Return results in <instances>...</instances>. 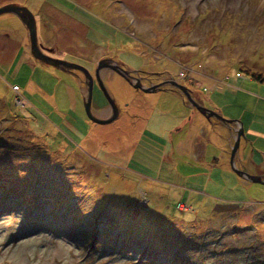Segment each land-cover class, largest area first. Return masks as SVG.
Segmentation results:
<instances>
[{"label": "rangeland", "instance_id": "374dc122", "mask_svg": "<svg viewBox=\"0 0 264 264\" xmlns=\"http://www.w3.org/2000/svg\"><path fill=\"white\" fill-rule=\"evenodd\" d=\"M31 1L0 6L29 7L51 56L89 71L112 56L145 71L143 85L175 80L209 109L230 106L243 131L247 117L264 130V82L238 72L264 80V0ZM25 28L0 14V264H264V185L229 165L236 123L106 71L121 112L94 124L81 75L33 59ZM232 85L233 104L212 91ZM107 106L96 85L92 115ZM247 134L235 167L264 175V141Z\"/></svg>", "mask_w": 264, "mask_h": 264}, {"label": "water", "instance_id": "95a60500", "mask_svg": "<svg viewBox=\"0 0 264 264\" xmlns=\"http://www.w3.org/2000/svg\"><path fill=\"white\" fill-rule=\"evenodd\" d=\"M3 13H12L14 14L20 21L21 23L24 24V26L27 29V36H28V41H29V51L31 56L35 59L38 60L41 63H44L46 65H50L56 69L69 72L72 74H76L77 72L82 73L84 76V85L86 88V93L82 95V101H83V106L85 110L86 116L90 119L91 122L97 123V124H107L118 117V106L115 103L114 99L109 95L107 92L103 80L100 75V71L103 68H110L113 71H115L119 76L123 77L129 85H131L134 89L141 90L142 92L145 93H153L158 90V88L161 85H170L172 88L179 90L182 94L184 99L186 98L188 104L190 107L195 108L198 110L203 116H205L207 119L210 118H215L218 121L224 123L228 127L230 126V123H236L238 124V128L233 129L235 132L234 136V145L231 148V153L229 156V165L232 168V170L235 172L237 176L240 178L253 182V183H259L264 185V175H252L246 172L245 170H241L236 168L235 166V155L239 147V141L241 137H244V131L242 124L237 123L239 121L237 120H231V119H226L222 117L219 113L216 111L209 109L205 106H203L201 103L195 100V98L192 96L191 90L178 83L175 80H168V81H163L160 84H152L149 86H144L140 83L138 78H134L130 75L129 70H125L121 67L118 66V64L110 59H101L97 62L96 67H95V78L98 84V87L104 94L106 100L108 101L109 106L112 109V114L108 116L107 118H97L92 115L91 113V101H92V90H93V75L91 72L84 66L66 61L63 59H58L53 56H50L42 51L38 44V37H37V24H36V19L34 14L31 12V10L22 4L19 3H6L0 6V14Z\"/></svg>", "mask_w": 264, "mask_h": 264}, {"label": "crops", "instance_id": "0c3cea01", "mask_svg": "<svg viewBox=\"0 0 264 264\" xmlns=\"http://www.w3.org/2000/svg\"><path fill=\"white\" fill-rule=\"evenodd\" d=\"M234 85H232V86H230V87H225L224 88V90H221V91H217V90H215V89H213L212 91H216L217 92V94H219L220 96H221V98L223 97V98H225V100H226V102L228 101V100H230V104H233L234 103V100H236L235 98L237 97V95H234V91H232V89L234 88L233 87ZM67 93H68V95H69V97H70V99H71V97H73V98H75V94L76 93H74V91L72 90V91H67ZM182 97V99H183V101H184V97H183V95L181 96ZM74 106H75V103H74V105H73V108H74ZM223 107H225V108H223L222 110H216L217 108H215L214 110L215 111H218V113L221 115V116H224V117H228L227 119H230L231 117H233V116H231V115H229L228 114V111L229 110H227V108H229L230 106H227V108H226V105H223ZM256 111H254V113L253 114H248V112H245V114L244 115H256ZM164 114V116L166 115L165 113H163ZM237 115V114H236ZM240 115V114H239ZM236 116V117H242V116ZM232 120H236V118H231ZM137 120V119H136ZM146 121H147V119L146 118H140V122H139V124L140 125H143V124H145L146 123ZM237 121H239L238 119H237ZM136 122V121H135ZM134 122V123H135ZM237 123H239L240 124V122H237ZM243 124H244V121H243ZM255 124H258V125H260V122L258 121V119H251L250 117H247L246 118V125L244 126V132L247 134V133H249V135H252V136H254L255 138H256V140L253 142V143H259L260 144V142L261 141H264V130H260V129H258V128H256L255 126ZM237 126H236V128L238 127V124H236ZM224 128H227V127H224ZM234 128V127H233ZM230 130V129H229ZM231 131V130H230ZM140 132H141V134L142 133H146L145 132V130H143V128H141L140 129ZM149 133V132H148ZM233 132L231 131V136H234L233 134H232ZM149 134H151V135H154V136H157V135H155V134H153V133H149ZM248 135V134H247ZM159 136H157V138H158ZM156 138V137H155ZM152 139V138H151ZM229 143V142H228ZM255 146L256 147H259V146H257L256 144H255ZM262 147L264 146L263 144L261 145ZM165 148V147H164ZM168 150V152L166 153V151H164L166 154H169L170 153V149H171V147L170 146H168L167 148H165V150ZM172 150V149H171ZM172 152V151H171ZM254 156H258L257 158L259 159L257 162H256V160H254V162L256 163V166H258V164L260 163H263L264 162V154H262V152H260V151H257L256 153H254ZM238 158V162L240 163V164H243L246 160H247V162L249 161V158H247V156L246 155H242V156H238L237 157ZM236 158V159H237ZM235 159V160H236ZM245 164V163H244ZM260 170V169H259ZM261 171H263V170H261Z\"/></svg>", "mask_w": 264, "mask_h": 264}, {"label": "flooded vegetation", "instance_id": "af4514ba", "mask_svg": "<svg viewBox=\"0 0 264 264\" xmlns=\"http://www.w3.org/2000/svg\"><path fill=\"white\" fill-rule=\"evenodd\" d=\"M8 3H17V2H8ZM19 4H21V3H19ZM22 5H24V4H22ZM29 8V7H28ZM32 12V11H31ZM33 14H34V12H32ZM34 16H35V14H34ZM35 19H36V16H35ZM36 24H37V19H36ZM25 30L27 31V29L25 28ZM38 31H39V29H38V26H37V37H38ZM38 44H39V46H40V48L42 49V51L44 52V53H46V54H48V52L47 51H45L44 50V46L39 42V38H38ZM48 49H49V47H48ZM29 54H30V51H29ZM48 55H50V54H48ZM30 56H31V54H30ZM51 56V55H50ZM32 57V56H31ZM54 57V56H53ZM33 58V57H32ZM34 59V58H33ZM101 59H110V60H113V61H115L117 64H118V66L119 67H121V68H123V69H125V70H129L127 67H125L124 66V64L123 63H121L120 61H118V60H116L115 58H113L112 56L111 57H106V56H104V57H101L100 58V60ZM36 61H38V60H36ZM39 62V61H38ZM95 70V68H93V69H90V72H91V74L93 75V89L95 88V86L97 85L98 86V84H97V81H96V78H95V74H94V71ZM108 72V74L109 75H111V74H113V75H115V74H117L115 71H113L112 69H110V68H103L101 71H100V75H101V78H102V80H105V72ZM130 71V70H129ZM103 72H104V75H103ZM76 73H78V74H80L81 75V77H82V80L80 81V83H79V85L81 84V83H83L84 84V76L82 75V73H80V72H77L76 71ZM145 71H140V73H136V72H132V71H130V75L132 76V77H134V78H138L139 79V81H140V83L142 84L143 83V81L146 79L145 78ZM118 75V74H117ZM119 76V75H118ZM160 79V78H159ZM161 81H162V79H160L158 82H155V83H152V82H147V83H145L146 85H144V86H149V85H152V84H160L161 83ZM143 85V84H142ZM85 86V85H84ZM168 87V89H171V90H174V91H178L177 89H174V88H172L170 85H161L159 88H158V90H160V89H163V88H167ZM79 89H80V87H79ZM93 91V90H92ZM157 91V90H156ZM17 102H18V100H17ZM102 107H104V106H102ZM101 107V108H102ZM100 112H102V113H105L103 116H101L100 118L101 119H103V118H107L108 116H110L111 114H112V109H111V107L109 106V104H108V106L106 107V109H101L100 110ZM120 109L118 108V117H119V115H120ZM117 117V118H118ZM93 124V123H92ZM94 124H97V123H94Z\"/></svg>", "mask_w": 264, "mask_h": 264}, {"label": "trees", "instance_id": "16d2710c", "mask_svg": "<svg viewBox=\"0 0 264 264\" xmlns=\"http://www.w3.org/2000/svg\"><path fill=\"white\" fill-rule=\"evenodd\" d=\"M92 29V28H91ZM95 33H94V31L92 30V33L89 35L90 37H92V39L93 38H96V37H94L93 35H94ZM123 44V43H122ZM238 72H243V74L247 77V76H249V77H252V78H254V79H256V80H258V81H263L264 82V80L261 78V76H260V73H255V72H253V71H250V70H248V69H246V68H240L239 70H238ZM180 95L182 94L180 91H177ZM194 92V91H193ZM182 96V95H181ZM199 102V101H198Z\"/></svg>", "mask_w": 264, "mask_h": 264}, {"label": "bare ground", "instance_id": "6f19581e", "mask_svg": "<svg viewBox=\"0 0 264 264\" xmlns=\"http://www.w3.org/2000/svg\"><path fill=\"white\" fill-rule=\"evenodd\" d=\"M40 0H32L31 2L34 3V5H38Z\"/></svg>", "mask_w": 264, "mask_h": 264}]
</instances>
